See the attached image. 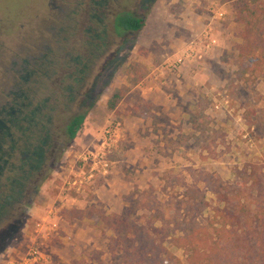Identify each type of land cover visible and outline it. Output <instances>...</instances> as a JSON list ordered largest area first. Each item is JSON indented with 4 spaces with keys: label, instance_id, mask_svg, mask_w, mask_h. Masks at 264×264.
Masks as SVG:
<instances>
[{
    "label": "rangeland",
    "instance_id": "1",
    "mask_svg": "<svg viewBox=\"0 0 264 264\" xmlns=\"http://www.w3.org/2000/svg\"><path fill=\"white\" fill-rule=\"evenodd\" d=\"M145 2L0 0V130L12 107L47 101L56 106L61 142L21 209L0 222V264L33 247V264H113V231L72 209L140 214L143 203L165 201L199 171L232 181L245 166H264V74L242 72L241 0ZM125 11H148L139 33L116 27ZM84 65L70 101L63 87L77 83ZM105 72L111 78L103 89ZM117 91L124 97L112 110L107 102ZM80 113L83 126L70 141L68 127ZM253 191V205L262 204L264 191Z\"/></svg>",
    "mask_w": 264,
    "mask_h": 264
},
{
    "label": "trees",
    "instance_id": "2",
    "mask_svg": "<svg viewBox=\"0 0 264 264\" xmlns=\"http://www.w3.org/2000/svg\"><path fill=\"white\" fill-rule=\"evenodd\" d=\"M241 2L236 21L243 25L242 42L237 45L242 72L249 76L263 75L264 0ZM151 4L152 1L148 5ZM147 12L141 15L121 12L115 25L139 33L146 25ZM92 39L95 42L96 38ZM110 78V73L103 74L102 88ZM142 78L140 75L135 82ZM123 97V92L117 91L109 98L108 107L116 109ZM85 116L86 113H80L70 123V141L83 126ZM263 168L255 164L245 166L232 181H224L214 172L199 171L191 182L178 185L182 191L179 187L177 191L173 189L165 201L153 199L143 203L140 214L136 209L98 215H93L94 209L75 208L72 212L78 218L90 214L94 225L113 231L108 243L113 264H264V198L257 205L251 199L253 189L264 191ZM0 185H4L1 180ZM208 193L215 196V204ZM0 194L2 199L3 190ZM176 249H182L184 257ZM73 264L94 263L75 259Z\"/></svg>",
    "mask_w": 264,
    "mask_h": 264
},
{
    "label": "flooded vegetation",
    "instance_id": "3",
    "mask_svg": "<svg viewBox=\"0 0 264 264\" xmlns=\"http://www.w3.org/2000/svg\"><path fill=\"white\" fill-rule=\"evenodd\" d=\"M86 68L87 65L79 67L77 83L63 87V94L70 101L78 97L77 88L84 80ZM55 107L47 101L23 102L21 107H12L10 124L0 130V134L6 133L0 144V180L4 183L0 185V192L3 190L5 194L0 199V221L21 209L28 186L38 179L45 161L61 146L55 135Z\"/></svg>",
    "mask_w": 264,
    "mask_h": 264
},
{
    "label": "built area",
    "instance_id": "4",
    "mask_svg": "<svg viewBox=\"0 0 264 264\" xmlns=\"http://www.w3.org/2000/svg\"><path fill=\"white\" fill-rule=\"evenodd\" d=\"M38 254V249L36 247H33L30 249L27 255L21 257L20 259L9 261L8 264H33V261L38 260Z\"/></svg>",
    "mask_w": 264,
    "mask_h": 264
}]
</instances>
